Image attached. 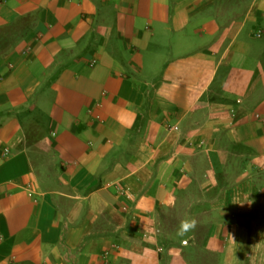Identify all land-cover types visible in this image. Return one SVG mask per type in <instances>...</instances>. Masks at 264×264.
<instances>
[{"label":"crops","instance_id":"1","mask_svg":"<svg viewBox=\"0 0 264 264\" xmlns=\"http://www.w3.org/2000/svg\"><path fill=\"white\" fill-rule=\"evenodd\" d=\"M0 264H264V0H0Z\"/></svg>","mask_w":264,"mask_h":264},{"label":"clouds","instance_id":"2","mask_svg":"<svg viewBox=\"0 0 264 264\" xmlns=\"http://www.w3.org/2000/svg\"><path fill=\"white\" fill-rule=\"evenodd\" d=\"M184 230L187 231L189 229H194L196 227V221L195 220H192L190 222H186L184 225Z\"/></svg>","mask_w":264,"mask_h":264},{"label":"built area","instance_id":"3","mask_svg":"<svg viewBox=\"0 0 264 264\" xmlns=\"http://www.w3.org/2000/svg\"><path fill=\"white\" fill-rule=\"evenodd\" d=\"M259 35H261V33H259Z\"/></svg>","mask_w":264,"mask_h":264}]
</instances>
